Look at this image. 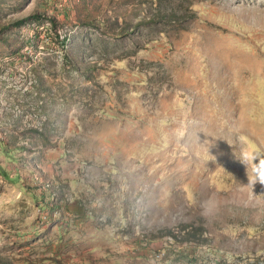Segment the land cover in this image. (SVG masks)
Masks as SVG:
<instances>
[{
    "label": "rangeland",
    "instance_id": "1",
    "mask_svg": "<svg viewBox=\"0 0 264 264\" xmlns=\"http://www.w3.org/2000/svg\"><path fill=\"white\" fill-rule=\"evenodd\" d=\"M259 1L0 0V264H264Z\"/></svg>",
    "mask_w": 264,
    "mask_h": 264
},
{
    "label": "bare ground",
    "instance_id": "2",
    "mask_svg": "<svg viewBox=\"0 0 264 264\" xmlns=\"http://www.w3.org/2000/svg\"><path fill=\"white\" fill-rule=\"evenodd\" d=\"M261 2H262V0H261V1H259V2H257L256 4H257V5H261V4H262Z\"/></svg>",
    "mask_w": 264,
    "mask_h": 264
},
{
    "label": "trees",
    "instance_id": "3",
    "mask_svg": "<svg viewBox=\"0 0 264 264\" xmlns=\"http://www.w3.org/2000/svg\"><path fill=\"white\" fill-rule=\"evenodd\" d=\"M18 22H20V21H18Z\"/></svg>",
    "mask_w": 264,
    "mask_h": 264
}]
</instances>
